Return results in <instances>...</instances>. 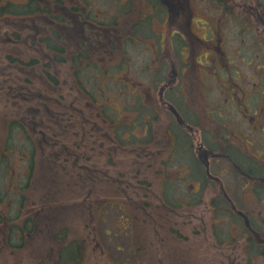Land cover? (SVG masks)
Instances as JSON below:
<instances>
[{
	"label": "rangeland",
	"instance_id": "1",
	"mask_svg": "<svg viewBox=\"0 0 264 264\" xmlns=\"http://www.w3.org/2000/svg\"><path fill=\"white\" fill-rule=\"evenodd\" d=\"M65 3L78 4L77 0ZM195 4V0H88L81 5L85 11L90 9V16L100 19L99 23L107 21L106 27L113 21V32L119 39L109 51L108 39L103 45L96 42L92 46L90 55L99 60L96 68L89 69L92 75H87L86 90L96 96L97 104L113 109V113L107 112L117 117L114 127L121 129L122 138L149 139L142 145L118 143L117 152H109L108 139L103 140L102 152H96L95 143L93 147H83L95 136H84L86 127L81 117H92L94 122L96 113L101 115V108L92 107L78 91L74 81L76 68L71 61L54 63L50 59L52 53L38 46L40 29L32 28L30 22L7 19L0 23V149L10 146L3 152L7 156H0V264H56L60 245L73 241L82 242L84 257L80 259L81 249L68 247L63 256L76 261L67 264H264V193L253 190L260 180L248 172L245 177L224 152L232 144L241 153L250 156L251 151L264 162V141L262 134L256 133L264 129V124L256 126L244 120L257 117L254 113L261 109L245 111L238 104L244 97L242 91L251 90L250 85L257 79L249 77L252 65L241 63L233 30L226 31L230 75L238 88L230 93L231 84L225 83V76L223 81L214 79L215 86L205 93L207 102L196 92L194 81L199 71L192 64L197 69L200 66L196 36L203 35V27L194 21L206 19L199 9L194 10ZM200 4L207 3L200 0ZM144 17L146 27H133L135 21ZM76 24L74 29H62L72 54L78 37L86 41L84 24ZM52 30H56L55 26L45 34ZM177 30L183 33L182 40L170 36ZM180 53L187 67L186 63L180 64ZM259 54L264 55V47ZM7 56L18 61H9ZM31 60L35 61L33 65ZM209 68L211 74L226 75L220 68ZM44 70L55 82L48 80ZM205 74H200L204 80ZM122 78L133 85L128 88L127 83L120 82ZM117 81L125 90L118 86L121 92H107L106 85L109 90ZM98 87H102L101 92ZM172 87L181 94L176 106L164 91ZM31 91L37 92L34 100L41 103H67L70 114L56 103L48 106L58 111V118L65 116L69 120L65 127L60 123L39 124L38 131L29 132L36 152H20L17 146L24 131L20 134L17 125L7 130V124L19 116L28 118L27 104L20 109L12 100L16 95L31 97ZM160 92L173 107L160 100ZM177 110L192 127L191 138L176 120ZM99 126L102 127H94ZM175 128L180 148L178 140H171L172 135H167L170 140L165 137L168 130ZM43 131H56L54 152L44 143L46 137L40 136ZM138 139L134 141L140 142ZM201 141L204 149L214 147L215 156L206 164L201 162L198 168L201 157L197 147ZM177 148V157L168 159ZM165 160L162 171L163 166L159 165ZM254 168L256 174L264 172L260 163H255ZM17 192L24 197L18 195L19 200L16 199ZM17 213L18 218L10 219ZM32 220L35 225L30 236L17 241L16 226L24 235ZM217 237L224 243L220 244ZM14 241L21 242V246L13 247ZM251 241L258 249L252 248Z\"/></svg>",
	"mask_w": 264,
	"mask_h": 264
},
{
	"label": "flooded vegetation",
	"instance_id": "2",
	"mask_svg": "<svg viewBox=\"0 0 264 264\" xmlns=\"http://www.w3.org/2000/svg\"><path fill=\"white\" fill-rule=\"evenodd\" d=\"M207 4L202 5L200 4V0H195L196 2V8L195 11L198 10V12L204 13V19L203 20L196 19L194 23L197 24V26L203 27V35L202 36H196V40L198 41V48L200 49V53L196 57L197 62L200 64V66L195 68L194 63L193 69H196L199 71L197 79L194 81L196 84V92H200L202 94L203 100L207 102V97L205 99V93L210 91L214 84L216 82L214 79H217L218 81H223L225 76V83L228 85L231 84L229 87L231 88L232 92H235V88H238L237 84L235 83L234 77L230 75L231 72V65L229 64V60L225 45L229 42V37L225 36V32H229L233 30L232 37L238 40V53L241 58V63L246 64L248 66L252 65L253 73L249 76L250 78L254 77L257 79V82H253L250 87L253 89L242 91L244 97L238 101V104L243 109L246 108H257L261 109L259 113L255 112L254 115H258L257 117H249L244 118V120L253 123L254 125H263L264 124V55L259 54V49L264 47V0H204ZM179 10L181 11V6H179ZM154 10V9H153ZM155 11V10H154ZM145 18V17H144ZM144 18L140 19L143 20ZM229 23L230 25L227 26L226 23ZM179 25V23H178ZM234 29H231V28ZM102 34L100 31H90L87 35V38L91 40L92 42L99 41V35ZM176 35H179L182 37V33L177 30ZM235 35V36H234ZM118 38V37H117ZM167 38V37H165ZM168 40V38H167ZM201 46V47H200ZM248 50H250L249 53H246ZM180 57H182L181 63H186V67L188 66L187 61L184 62L183 60V53H180ZM195 54V53H194ZM194 58V57H193ZM194 60V59H193ZM205 61L208 65L205 66L203 62ZM212 65L213 68H220L223 70L226 75H218V74H211L209 66ZM181 66V65H180ZM202 71L205 74L206 80L203 79L200 74H202ZM183 71L180 67V73ZM246 78H244L245 80ZM169 82V80L167 81ZM172 82V80H171ZM166 83V82H165ZM164 83V84H165ZM163 84V85H164ZM173 88H166L164 89L165 92H173ZM163 91V90H161ZM32 95L31 97L28 96H18L16 95L15 98H13L12 102L13 105H19L18 107L21 109L24 104H27V111H28V118L26 119V116H21L14 118L13 120L10 119L7 124V130H10V127H13L15 129V125L18 126V130L20 134L23 133L21 139L18 141V150L20 152H36V146L34 144V141L30 137L29 132H35L38 131L39 124H45V122L48 124H52L50 126H54L55 124H62V127H65V122L69 120V117L66 118L65 116L58 118L56 115L58 114L57 110L52 109L49 104H58L60 106V109H63L65 112L70 114V106H67L65 102H58V101H45L44 103H41L40 100H34L33 95H35V98L37 96V92L31 91ZM173 93H177L175 96L178 100L181 98V94L179 93V90H175ZM161 96V92L159 94ZM178 95L180 98H178ZM50 97V96H49ZM242 97V96H241ZM19 98V99H18ZM163 99V97H162ZM164 101L165 105H170V101L162 100ZM232 102V101H231ZM208 104V103H207ZM59 109V110H60ZM32 112V114H30ZM45 113V114H44ZM96 119L94 122L91 121L92 117H86L83 118V125L84 127V136L87 137V135H90L94 138L90 139V142H85L83 147H86L90 145L93 147V143L96 144V152H102L104 147V139H108L109 143L107 146V149L110 150L109 152H117L118 144L115 140V134H114V121L112 119L106 117H100L97 113ZM181 117V116H180ZM182 118V117H181ZM179 119L181 122L183 119ZM98 120V121H97ZM184 122V120H183ZM182 122V123H183ZM96 125H102L99 127H94ZM184 124H186L184 122ZM22 128V129H19ZM105 129V130H102ZM23 130V131H22ZM262 134V140L264 141V129H259V131L256 130V133ZM46 133V134H45ZM59 133V132H58ZM9 135V134H8ZM41 137H46V142L44 143L49 146V148H54V140H57V133L56 131H43L40 133ZM85 137V138H86ZM86 140V139H85ZM30 141V143H28ZM92 141V142H91ZM27 143V144H26ZM204 142H200L199 146L197 147L198 150V156L199 158V165L201 162H208V159L210 157H214L215 153L212 152L214 147H208V149H204L205 145ZM26 144V146H25ZM30 144V145H29ZM13 145V144H12ZM8 147H2L0 149V156L6 157L7 148ZM234 147V148H233ZM263 147L264 150V144ZM21 149V150H20ZM14 150V149H12ZM11 150V151H12ZM258 150V149H257ZM262 150V149H261ZM262 150V151H263ZM9 151V152H11ZM55 150H51V152H54ZM249 151V149H247ZM226 158H229L231 161V164L233 166H238L240 170L244 173L250 172V171H257L255 167V163H260L261 165H264V162L257 158L255 155H251V151L248 152L250 156L245 155L239 151V149L236 148V146L228 145L225 148ZM257 152V151H255ZM174 155V154H173ZM201 167V166H200ZM32 169V168H31ZM260 180V185L256 188H253L255 192L258 193H264V177L258 176L257 177ZM256 180V181H259ZM201 183L198 182L199 185ZM263 192H260L262 191ZM22 195V193H19ZM17 196V194H15ZM19 200V197L16 198ZM1 201V198H0ZM264 202V201H261ZM18 205V203H17ZM18 211V208H16ZM20 212V211H18ZM5 214V213H4ZM18 213L14 216V218L10 219H16L18 218ZM34 221V220H32ZM25 225H28L25 223ZM35 223L31 222L30 230L28 229L27 232L23 235L21 231V235L19 234L18 230L20 227H17V233H16V239L17 241H23L25 237L30 236V233L32 232V229L34 227ZM24 226V225H23ZM22 226V227H23ZM6 237H8L6 235ZM6 244L10 243V239H6ZM17 241H14L11 243L13 247H20L21 242L18 244Z\"/></svg>",
	"mask_w": 264,
	"mask_h": 264
},
{
	"label": "trees",
	"instance_id": "3",
	"mask_svg": "<svg viewBox=\"0 0 264 264\" xmlns=\"http://www.w3.org/2000/svg\"><path fill=\"white\" fill-rule=\"evenodd\" d=\"M65 1L66 0H0V23L3 20H7V19H10L13 21H24L25 20V22L27 23L30 22L31 24H33L31 25L32 28L38 27L40 29L39 30L40 32L38 34L39 37H36L38 46L45 47L49 52L52 53L50 59L53 60L54 63H64L67 60L71 61L70 63L73 65L74 69L76 68V71L74 73V81H75V85L77 86L78 91L85 98L87 102L91 103L96 108V96H94L91 92H88L86 90L85 84L88 82L87 75H92L89 69L91 68L94 69L97 67L95 65H97L98 63L97 60H99V57L95 55H90V54L92 53V50H93L92 46H94L96 42L98 41L92 42L91 40H88L86 36L88 34L85 35V38H84V40H86L85 42L82 40V38L78 37L76 41L77 46L75 47L74 53L72 54V52H69V48H68L69 39L64 34L62 29H69V30L74 29V26L77 25L76 21H78L80 24H84V27L82 29H86V31L89 33V30L92 29L91 27H95L98 30H104L106 26L103 27L101 25H105L107 21L103 23H99L98 20L100 19H96L95 17H93L94 15L92 17L90 16V13H91L90 9L88 11H85V9L81 7L83 2L85 3L88 0L87 1L83 0L82 2L77 0L78 4L70 3V5H67ZM70 21H71V24H69ZM110 23L112 24L114 22L111 21ZM141 24H143V20H138L134 23L133 26L139 28ZM51 26L52 27L55 26L56 30H52L50 31L49 34H45V31L47 32V30L50 29ZM105 31H102L101 33H104ZM34 32L35 31L33 30L32 33ZM12 35L15 38L17 37L18 34L13 33ZM78 36H80V33L78 34ZM101 37L102 36L100 34L98 40L103 41ZM7 59L9 61H18V59L12 58L10 56H7ZM34 63L35 61L31 60L30 64L33 65ZM23 64L25 65V63ZM26 65H28V63ZM47 66L48 65L45 64V67ZM43 73L46 74V76L48 77V80H50L51 83L55 82V80H53V77L50 73L48 72L46 73L45 70ZM127 78L132 80L131 77H127ZM120 82L127 83L128 88L133 85L132 82L136 83L135 80H132V82H128L125 78H122ZM120 82L117 81V84L114 86V88H109L108 91L112 92V91L118 90V92L119 91L121 92V89L118 87V86H121ZM98 89L100 92L102 91L100 87H98ZM122 89L125 90V88L123 87ZM103 114L104 116H106V114L104 113V110H103ZM147 124L148 123H144V125H147ZM125 126L126 128L130 127V125L128 124ZM114 128H115L114 134L116 136L115 140L117 144L120 143L122 145H125L129 143V144L136 145L137 143H139L140 145H142V143L147 142L149 140L147 139V140L141 141V139H138L137 136H135L133 140H129L128 136H125V138H122L121 137L122 133L120 131L121 129H117L116 127ZM143 137H146V135H144ZM135 139H138V141L140 142L134 141ZM28 167L31 170L32 168L31 161L29 162ZM244 174L248 175L246 173ZM251 174L254 175V173H251ZM18 195L20 194L18 193ZM20 196L24 197L23 195H20ZM215 213L216 215L219 214L217 209ZM239 221L241 222V220ZM222 238H228V237L224 236ZM222 238L221 237L216 238L220 244L224 242ZM250 243H253V242L251 241ZM81 244L82 242H79V241H73V242L68 243L67 245L61 244L59 251L57 252L58 260L56 261V264H67V262H70V261L74 263L76 261L71 256L70 257H68L67 255L63 256V253H64L63 250L68 247H71L72 250H75V251L81 249L80 259H82V255L84 257V252H83ZM254 246L256 249H258L257 244H255ZM248 252H250L249 249L247 250V253ZM38 264H41V261L40 263L38 262Z\"/></svg>",
	"mask_w": 264,
	"mask_h": 264
}]
</instances>
